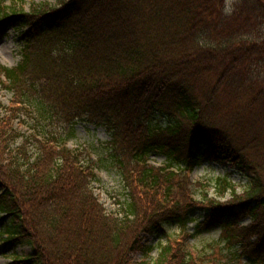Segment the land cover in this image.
<instances>
[{"label":"trees","instance_id":"1","mask_svg":"<svg viewBox=\"0 0 264 264\" xmlns=\"http://www.w3.org/2000/svg\"><path fill=\"white\" fill-rule=\"evenodd\" d=\"M7 26L26 30L21 60L0 67V79L21 112L42 121L35 155L12 147L7 123L0 126L6 240L32 252L12 264H198L172 239L148 262L153 248L142 239L166 224L186 233L199 208L208 213L197 232L219 226L228 248L264 264V0L13 4L0 10V32ZM84 121L111 133L123 177L135 166L122 216L108 215L93 193V164L46 130ZM152 153L167 159L164 168L149 165ZM208 161L232 166L244 189L224 177L215 197L198 189L194 198L195 185L175 170Z\"/></svg>","mask_w":264,"mask_h":264},{"label":"rangeland","instance_id":"2","mask_svg":"<svg viewBox=\"0 0 264 264\" xmlns=\"http://www.w3.org/2000/svg\"><path fill=\"white\" fill-rule=\"evenodd\" d=\"M235 1L237 0H229L228 8H231ZM58 2L59 0H0V10L6 7L12 8L13 4L21 9L29 10L32 4L56 6ZM25 30L18 26H7L3 32H0V67L12 68L21 60L20 52L24 45L22 35ZM0 81V126L7 123L6 131L15 140L12 147L24 144L27 146L28 153L35 155L37 146L36 142L32 140V136L36 134L37 130L41 131V118L38 117V112L33 113L32 110L29 116L22 113L20 109L23 110L24 108L21 100L13 95L11 89L5 85L2 79ZM154 124L165 127L166 121L163 117H158ZM46 130L56 133L62 139L65 138L67 149L80 155L79 160L82 165L86 167L89 163L93 164L92 167L96 175L92 182L93 193L108 215L122 216L130 199V187L127 186V180H132L136 170L134 165H128L125 170L126 175L122 176V171L118 168L117 163L120 150L117 144L113 142L111 133L103 127L93 126L85 121L76 123L73 126V131L68 129L65 124L61 126L55 124ZM115 146L117 151L114 149ZM148 159L149 165L156 168H164L167 163L164 156L155 153H152ZM175 171L183 172L185 178L193 183V186L195 185L193 190L196 191L194 194L196 199L200 197L197 194L198 189L207 191L208 197H215L214 183L219 178L227 177L231 180L237 188V192H241L246 185L245 178L240 176L232 166L226 164H215L208 161L201 163L191 172H184L182 168ZM228 199L226 196L222 200L227 201ZM207 213V211L199 208L190 217L191 221L186 230L189 237L184 236L187 238L184 245H186L188 252L190 250L192 256H195L198 261L202 260L199 261L200 264H249L246 258L240 257L238 247L228 248L223 240L221 241L219 226L197 232V224L204 220ZM7 223H9L8 218L0 215V264H12L15 256L24 258L32 253L29 246L6 240L5 226ZM249 223L250 220L244 219L241 225L244 226ZM181 236L183 235L178 224H166L162 232H158L156 235H145L142 244L153 248L147 253V257L145 256L147 261L154 262L157 259L158 245H166L168 238L178 241ZM134 259L137 261L146 260L144 254L141 253H137Z\"/></svg>","mask_w":264,"mask_h":264}]
</instances>
